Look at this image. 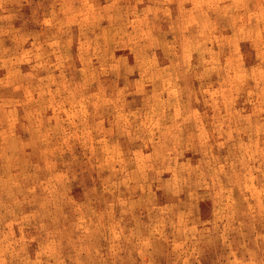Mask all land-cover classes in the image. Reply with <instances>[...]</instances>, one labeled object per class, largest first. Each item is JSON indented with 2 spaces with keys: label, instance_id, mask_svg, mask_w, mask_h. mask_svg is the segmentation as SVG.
<instances>
[{
  "label": "rangeland",
  "instance_id": "obj_1",
  "mask_svg": "<svg viewBox=\"0 0 264 264\" xmlns=\"http://www.w3.org/2000/svg\"><path fill=\"white\" fill-rule=\"evenodd\" d=\"M0 264H264V0H0Z\"/></svg>",
  "mask_w": 264,
  "mask_h": 264
}]
</instances>
